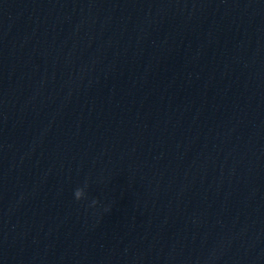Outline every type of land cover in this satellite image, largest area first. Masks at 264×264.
<instances>
[{
	"label": "clouds",
	"instance_id": "9594fccd",
	"mask_svg": "<svg viewBox=\"0 0 264 264\" xmlns=\"http://www.w3.org/2000/svg\"><path fill=\"white\" fill-rule=\"evenodd\" d=\"M88 188V183L85 181L84 185L82 187H77L74 190L73 196L76 201H81L87 198V190ZM97 204V201L95 199L92 200L90 206H95Z\"/></svg>",
	"mask_w": 264,
	"mask_h": 264
}]
</instances>
